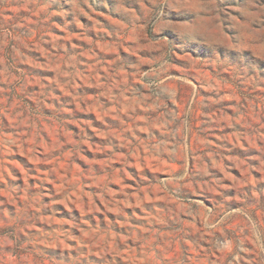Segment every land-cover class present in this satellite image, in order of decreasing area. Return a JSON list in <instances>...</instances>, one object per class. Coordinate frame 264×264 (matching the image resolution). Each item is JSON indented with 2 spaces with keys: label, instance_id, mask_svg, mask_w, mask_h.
Wrapping results in <instances>:
<instances>
[{
  "label": "rangeland",
  "instance_id": "obj_1",
  "mask_svg": "<svg viewBox=\"0 0 264 264\" xmlns=\"http://www.w3.org/2000/svg\"><path fill=\"white\" fill-rule=\"evenodd\" d=\"M0 264H264V0H0Z\"/></svg>",
  "mask_w": 264,
  "mask_h": 264
}]
</instances>
